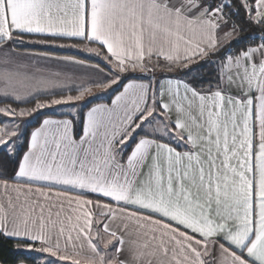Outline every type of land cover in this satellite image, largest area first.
<instances>
[{"label": "snow or ice", "instance_id": "obj_1", "mask_svg": "<svg viewBox=\"0 0 264 264\" xmlns=\"http://www.w3.org/2000/svg\"><path fill=\"white\" fill-rule=\"evenodd\" d=\"M245 24L257 33L241 37ZM31 36L98 45L83 48L110 68L94 87L150 78L91 108L79 138L68 119H45L30 139L18 122L0 127V240L41 264L85 253L89 264H264V0H0V63ZM200 60L211 79L191 67ZM33 79L0 69V96L60 86ZM91 91L0 114L19 120Z\"/></svg>", "mask_w": 264, "mask_h": 264}, {"label": "crops", "instance_id": "obj_2", "mask_svg": "<svg viewBox=\"0 0 264 264\" xmlns=\"http://www.w3.org/2000/svg\"><path fill=\"white\" fill-rule=\"evenodd\" d=\"M61 43L68 45V44H73L75 42H61ZM85 46L98 47V45L96 44H89V45H81L80 48L83 49ZM14 47L18 51L19 55L14 56L12 63L10 64L5 65L3 63H0V69L7 67L10 71H19L24 75L34 78L31 81H25V85H30L35 83L37 79H47V80L56 81L60 86L56 88H50L46 91L37 92L34 93L33 95H28L24 102L13 101L12 99L6 100L3 96H0V107L5 106V104L11 105V103L27 104L32 101H36L37 103L43 100H49L51 98H59L60 96H66V95L76 96L79 94V90L81 88L92 87V91L90 93L85 94L83 101L80 100V101L71 102L69 104L53 105L49 108H44V109H40L39 111H36V113L43 112V113H48L49 115L45 116L41 120L39 126L32 129V131H34L36 128H39L45 119L72 120L73 129L75 131V124L72 117L76 116L77 111L80 108L86 106L87 103L92 100L97 101L96 103H93L90 106H88V108L85 110L86 111L84 117V123H85L87 119V112L90 111L91 108L101 104L111 106V102L112 100L115 99V95L119 94V91L114 93V90L118 88L120 84L114 85L112 88L109 89H101L93 86L94 81H98L103 78L102 74L99 72V69H103V75H107L110 72L109 66H107L105 62L101 61V58L98 56L84 54L83 52L78 51V49L75 48L73 49L68 47L58 48V47H53L51 45L42 46V44L34 45L28 42H25L24 44H16L14 45ZM63 57H71L73 60L83 61V63L82 64L71 63L69 61H65L61 59ZM18 65H23L24 67H18ZM163 78L165 77H161L160 79ZM168 78H178V77L171 76ZM147 81L144 80V82ZM128 82L129 80L124 82L123 85ZM0 87H3L2 83H0ZM17 88L21 93H25L29 91V88L26 86L17 85ZM120 91H122V88ZM96 95H98V97H96ZM109 97H111V100L107 101ZM76 102H80V106L75 104ZM21 108H25V107H21ZM2 116L3 115L0 114V117ZM5 125L6 123L3 122V124H0V127ZM82 255L88 257L87 253ZM0 264L3 263L0 261ZM23 264H27V263L23 262Z\"/></svg>", "mask_w": 264, "mask_h": 264}, {"label": "trees", "instance_id": "obj_3", "mask_svg": "<svg viewBox=\"0 0 264 264\" xmlns=\"http://www.w3.org/2000/svg\"><path fill=\"white\" fill-rule=\"evenodd\" d=\"M244 27V31L241 33V37H246L248 36V34L257 33V29H255L254 26L250 27L249 25L245 24L243 25ZM40 37H36V36H31V37H25V39H39ZM59 43L61 42H75V40H59ZM240 47L243 46V43H241L239 45ZM236 45L235 42H233V50H235ZM66 53V52H64ZM213 59H215V57H213ZM161 63H163V61L161 60ZM200 65H206V61L205 60H200L198 64H194L191 67H199ZM211 65H206L205 67L202 68V72L201 74L204 76H208L209 71L211 69ZM187 71V70H184ZM184 75L183 71L177 70L175 72H169V73H165V72H161V71H157L156 72V77L157 79H160L161 77H171V76H177V77H181ZM143 79V80H148L150 78V74L147 73H140V72H136V73H131L130 76L125 77L123 79V81L120 83L119 87L116 88L114 90V93L118 92L121 90L122 85L124 82H126L129 79ZM186 79H189L188 77H185ZM209 79H211L212 77L208 76ZM204 87H207V83H205ZM43 99V98H41ZM111 97H109V99H107V101H110ZM96 100H92L90 102L87 103L86 106L80 108L77 111L76 116L72 117L74 124H75V131L74 133L77 135V137H79L80 134H82V126L84 124V117H85V110L88 108V106H90L93 103H96ZM36 103V101H32L29 102L27 104H20V103H11V106L13 108H21V107H27V106H31L34 105ZM49 115L48 113H40L39 116L32 121L31 123H29L22 135V137H27L28 139L30 136V133L32 131V129H34L35 127L39 126L41 120L45 117ZM0 121H2L0 119ZM3 122V121H2ZM43 254H39V253H35V252H25V253H18L17 250L13 247V244L11 241H3L0 240V261L3 264H19V262L22 260L23 262L27 263V264H41V260H42Z\"/></svg>", "mask_w": 264, "mask_h": 264}, {"label": "rangeland", "instance_id": "obj_4", "mask_svg": "<svg viewBox=\"0 0 264 264\" xmlns=\"http://www.w3.org/2000/svg\"><path fill=\"white\" fill-rule=\"evenodd\" d=\"M33 40V39H32ZM29 41V39L27 40H25V42H28ZM31 44H34V45H36V44H39V43H31ZM61 44H64V43H61ZM68 45H71V44H68ZM42 46H49V45H44V44H42ZM51 46H53V47H56V46H54V45H51ZM81 47V45H79L78 47H68V48H75V49H78V51H81V52H83L84 54H87V55H93V54H90V53H87V52H85V51H83V49L82 48H80ZM58 48H65V47H58ZM67 48V47H66ZM93 56H95V55H93ZM101 58V57H100ZM101 61H103V62H105L102 58H101ZM106 63V62H105ZM131 75V73H124V74H122L121 75V80H120V83H121V81H123V79L125 78V77H128V76H130ZM119 85V84H118ZM106 94V93H105ZM90 96H91V94H90ZM96 97H98V95H96ZM90 99H92V98H90ZM84 100V98L82 99V101ZM36 104V103H35ZM35 104L34 105H31V106H27V107H25L24 109H29V108H34L35 107ZM75 104H77L78 106H80V102H76ZM18 110H19V108H17ZM39 111V110H38ZM67 111H70V110H67ZM40 113H42V112H39V113H36V112H33L32 113V115H26V116H24V117H21V118H19V120H15V118H12V117H4V116H2V117H0V119L4 122V123H6V125L8 126V127H11L12 125H13V122H18V123H20V125H21V132H22V135H23V133H24V131H25V129H26V127H27V125L29 124V123H31L32 121H34L38 116H39V114ZM44 259V257H42V260ZM78 259L80 260V264H89V260H88V257H85V256H80V257H78ZM41 260V261H42ZM65 264H71V262H65Z\"/></svg>", "mask_w": 264, "mask_h": 264}]
</instances>
